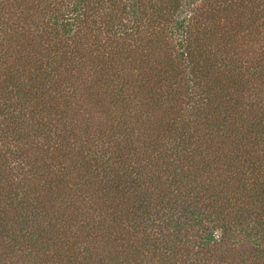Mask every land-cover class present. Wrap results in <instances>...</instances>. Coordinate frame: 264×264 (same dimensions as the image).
<instances>
[{
	"label": "trees",
	"instance_id": "trees-1",
	"mask_svg": "<svg viewBox=\"0 0 264 264\" xmlns=\"http://www.w3.org/2000/svg\"><path fill=\"white\" fill-rule=\"evenodd\" d=\"M0 264H264V0H0Z\"/></svg>",
	"mask_w": 264,
	"mask_h": 264
},
{
	"label": "rangeland",
	"instance_id": "rangeland-1",
	"mask_svg": "<svg viewBox=\"0 0 264 264\" xmlns=\"http://www.w3.org/2000/svg\"><path fill=\"white\" fill-rule=\"evenodd\" d=\"M39 18H40L41 22L44 20L42 17H39Z\"/></svg>",
	"mask_w": 264,
	"mask_h": 264
}]
</instances>
